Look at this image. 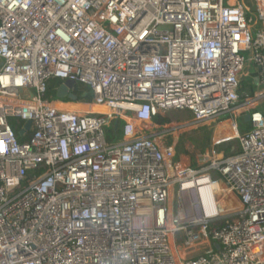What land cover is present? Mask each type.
I'll list each match as a JSON object with an SVG mask.
<instances>
[{
  "label": "built area",
  "instance_id": "obj_1",
  "mask_svg": "<svg viewBox=\"0 0 264 264\" xmlns=\"http://www.w3.org/2000/svg\"><path fill=\"white\" fill-rule=\"evenodd\" d=\"M254 5L255 20L245 0H0V264H264V0ZM51 79L87 85L91 99L74 102L109 111L58 106L73 100L46 98ZM13 118L31 121L28 139ZM208 122L214 145L239 148L193 168L179 132Z\"/></svg>",
  "mask_w": 264,
  "mask_h": 264
},
{
  "label": "rangeland",
  "instance_id": "obj_2",
  "mask_svg": "<svg viewBox=\"0 0 264 264\" xmlns=\"http://www.w3.org/2000/svg\"><path fill=\"white\" fill-rule=\"evenodd\" d=\"M245 1L252 8V12L249 14V17L255 20L256 14H255L254 0H245ZM255 26L256 28H260L263 27L264 24L261 21H259V23L256 24ZM245 56L248 59L250 54L246 52ZM255 77L256 75H255V68L253 66V63L247 62L244 68V75L242 77L243 79L242 89L245 90V94L248 95L252 94L251 93L252 88L254 90L260 89V87H258L255 83ZM55 81H60V80L51 79L48 82V92L46 94V98H54V97L59 98L56 93L57 86H55L56 84H54ZM77 85H82V84L77 83ZM82 98H85L83 94L78 97V99H82ZM261 105H262L261 109L264 110V102ZM103 108L101 109L102 111ZM189 115L190 113L188 111L185 112L175 111L169 114V119L179 122L189 117ZM155 121H159V118H155ZM163 121L164 123H166L169 120L166 119ZM10 122L15 127L17 132H19L23 127V125L25 124L24 121L16 118L10 119ZM236 122L241 132H249L253 128L250 122L246 121L245 114L237 115ZM116 123L117 121H115L113 125L106 127L109 141L116 140L122 134L123 123L120 122L119 130H115ZM217 130L218 128L215 127V124L211 122H208L206 125L198 127L197 129H191V130L182 129V132H179L180 139L177 146V153L179 154V159L183 160L186 163H191L193 168H198L200 166L199 159L202 160V157L206 155L208 152L210 154H212L213 152H217L220 155L228 156L231 155L233 151L238 150L239 148L238 138H232L226 142H221L219 144L214 145L215 134L217 133ZM219 132L222 133L224 136H233L235 134L230 123H226L222 125ZM30 133L31 132H29L25 136L18 135L19 140L24 141L28 139ZM220 188H221V194L218 196V202H226L229 199L232 200L231 202H235V201L237 202L235 197L229 194L223 185H221ZM229 201L228 204H224L222 207L223 214L232 213L237 209L235 204Z\"/></svg>",
  "mask_w": 264,
  "mask_h": 264
},
{
  "label": "water",
  "instance_id": "obj_3",
  "mask_svg": "<svg viewBox=\"0 0 264 264\" xmlns=\"http://www.w3.org/2000/svg\"><path fill=\"white\" fill-rule=\"evenodd\" d=\"M76 85H77V83L75 81L65 80L63 83H60V85L58 86V88L56 90L57 96L59 98H62V99L68 98V99L73 100V101L78 100V95L74 92ZM87 94H88V92H85L83 94V96L86 97ZM245 119H246V121L249 122L250 115L246 114ZM30 127H31V121H28L25 128L21 129L19 134L23 135L25 133V131L28 130ZM216 247L220 248V245L216 244Z\"/></svg>",
  "mask_w": 264,
  "mask_h": 264
},
{
  "label": "bare ground",
  "instance_id": "obj_4",
  "mask_svg": "<svg viewBox=\"0 0 264 264\" xmlns=\"http://www.w3.org/2000/svg\"><path fill=\"white\" fill-rule=\"evenodd\" d=\"M57 105L68 109V110H78V111H86V112H107L109 111V108L106 105H100V104H96V103H90V104H80L78 105V107L76 109H73L71 107H67L66 105H62L61 102H57ZM105 108V110H101L102 108ZM202 183H206V182H202ZM208 185L204 184L201 186V189L203 190V193L201 194L203 199L206 197L204 190L207 188ZM212 187V185H210ZM221 184L220 185H214L212 187L213 189V194L215 196H219L221 194ZM216 201L218 202L217 198ZM221 203V202H220Z\"/></svg>",
  "mask_w": 264,
  "mask_h": 264
},
{
  "label": "trees",
  "instance_id": "obj_5",
  "mask_svg": "<svg viewBox=\"0 0 264 264\" xmlns=\"http://www.w3.org/2000/svg\"><path fill=\"white\" fill-rule=\"evenodd\" d=\"M60 83H61V81H55L54 82V84H56L55 86H59L60 85ZM57 90V89H56ZM244 91V93H245V90H243ZM74 92L78 95V97L80 96V95H82V94H84L85 92H88V94H87V96L85 97V98H82V99H86V100H90L91 99V97H92V94H91V90H90V88H88L87 87V85H85V84H82V85H77L76 87H75V89H74ZM254 92V89L252 88V90H251V93H253ZM55 98V97H54ZM64 101H70V99H68V98H66V99H63ZM66 104H72V105H80V104H90V103H88V102H82V101H77V102H74V101H71V102H68V103H66ZM260 109H261V107H260ZM261 110H263V109H261ZM264 111V110H263ZM169 120L168 118H163V117H159V121H157V122H159V123H164V121L163 120ZM116 130H119V125L117 126V129ZM210 139V138H209Z\"/></svg>",
  "mask_w": 264,
  "mask_h": 264
},
{
  "label": "crops",
  "instance_id": "obj_6",
  "mask_svg": "<svg viewBox=\"0 0 264 264\" xmlns=\"http://www.w3.org/2000/svg\"><path fill=\"white\" fill-rule=\"evenodd\" d=\"M62 105H66L67 107H71L73 109H76L78 107V105H72V104H66V103H62ZM103 110H105V108H103Z\"/></svg>",
  "mask_w": 264,
  "mask_h": 264
}]
</instances>
